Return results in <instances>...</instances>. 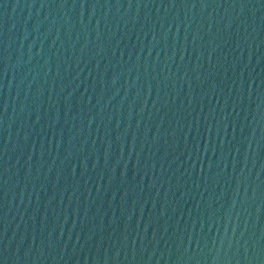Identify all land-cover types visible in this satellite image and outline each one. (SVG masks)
Wrapping results in <instances>:
<instances>
[{
    "label": "water",
    "instance_id": "obj_1",
    "mask_svg": "<svg viewBox=\"0 0 264 264\" xmlns=\"http://www.w3.org/2000/svg\"><path fill=\"white\" fill-rule=\"evenodd\" d=\"M0 264H264V0H0Z\"/></svg>",
    "mask_w": 264,
    "mask_h": 264
}]
</instances>
